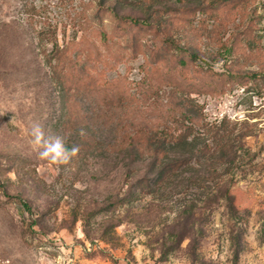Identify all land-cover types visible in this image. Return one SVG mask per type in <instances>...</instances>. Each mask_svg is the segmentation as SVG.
I'll use <instances>...</instances> for the list:
<instances>
[{
    "label": "rangeland",
    "instance_id": "rangeland-1",
    "mask_svg": "<svg viewBox=\"0 0 264 264\" xmlns=\"http://www.w3.org/2000/svg\"><path fill=\"white\" fill-rule=\"evenodd\" d=\"M140 1L0 0V254L13 264H264V59L236 61L226 71L231 76L204 74L196 65L183 75L216 81L219 91L192 94L204 108L201 142L213 137L210 126L227 130L233 163L206 172L203 184L188 187L193 171L184 172L163 192L119 202L139 178L154 175L150 159L131 161L129 136L143 142L139 132L161 118L175 126L180 109L167 66L152 69V82L159 78L163 88L140 95L147 48L157 38L139 31L144 46L126 48L121 36L139 28L125 31L129 24L116 14L150 21L161 15L198 62L220 71L230 66L221 44L253 33L251 2L163 0L148 10ZM254 7L264 45V0ZM47 22L60 43L74 35L80 41L76 62L58 68L62 85L39 43ZM81 22L87 42L86 31L76 30ZM96 114V137L109 151L92 157L89 115ZM36 125L44 139L61 136L69 149L76 146V155L67 163L42 157Z\"/></svg>",
    "mask_w": 264,
    "mask_h": 264
},
{
    "label": "trees",
    "instance_id": "trees-1",
    "mask_svg": "<svg viewBox=\"0 0 264 264\" xmlns=\"http://www.w3.org/2000/svg\"><path fill=\"white\" fill-rule=\"evenodd\" d=\"M162 1L163 0H141L140 4L150 10L151 7L158 3H164ZM178 1L183 3L185 0ZM221 1L225 3H231L233 1L239 3L251 2V30L253 31L249 37L245 35L239 39L238 36H234L231 40H229V38L221 44V51L219 53L224 57H228L230 60V62L224 63V65L230 64V68L227 66L228 69L225 71L216 70L206 62H198L200 57L196 52H190L189 47L186 48V46L181 44L180 38L176 39L172 34L167 32L168 26L170 24L172 25V23L170 22V24H168L165 22L161 15L159 18L150 21L149 19H140L133 16L118 17L119 15L116 14L115 19L123 20L122 22L124 25L129 24V26H126L127 28L125 31H129L133 26L139 28V30H135L132 33H124V36H121L126 48L136 49L144 46L141 41V32H150L153 35L155 33L154 38H157V40L154 39L152 47L147 48V55L151 56V59L149 65L147 59L145 62L146 64L143 66L148 68L144 76L139 80L140 95L144 96L152 88L153 91H159L163 88L162 80L156 84L159 79L156 78L155 83H153L151 76L155 68L160 65L167 66L170 76L169 78L166 77V79H169L168 83L172 85L174 92L178 96L177 104L180 109L179 114L173 116L172 123H175V126H172L167 118H161V124H157L156 127H150L148 130L139 132L143 142H134V137L131 135L129 136L130 144H125L124 149L128 152L131 161L143 158L150 159V165L154 170V175L152 177L143 176L139 178L133 188L130 189L119 202L121 201L122 203L126 200L134 203L142 198L143 195L163 192L178 178L182 177L184 172L193 171V176L189 178L190 183L187 184L188 187L189 185L203 184L208 180L206 172L208 173L207 175L216 173L220 166H223L225 163L226 165H230L234 162L233 159H231V151L234 149V143L231 141V137H229L231 134H229L227 130H221L219 125H217V129H215L214 126H210L208 129L214 131L213 137L209 141L201 142L203 137H201L198 126L201 120L204 119L202 115L204 108L203 105L196 101L192 94L194 92H208L210 91L208 88L209 86L213 87V91H219L217 89L218 85L215 83L216 81L209 82L203 78V82H200L198 78L194 76H183L193 65H196L199 71H203L204 74L211 73L219 78L221 76H231L230 72L226 71H231V67L236 61L250 60L253 62L254 60L258 61L264 59V45L262 44L263 35L255 32V25L261 17L257 12V8H253L254 3L258 0H215L213 2L214 6ZM211 2L212 1L209 3ZM200 11L202 12L204 9ZM84 23L85 22L79 23L76 30L86 31L85 34L81 35V39L87 42L88 27H84ZM90 29L91 27H89V44L91 41L90 32L92 31V29L91 31ZM197 29V27L193 28V30ZM240 34L242 36L245 32H241ZM101 35L102 39L108 38L106 32L101 31ZM38 38L45 62L53 68V77L62 85L64 72L61 73L58 68L64 71V68L61 67L62 64L65 65L73 61L76 62V54L74 53L75 51L77 52L76 49L80 45L78 36L74 35L68 41L60 43L58 41L56 25L47 22V24L38 31ZM236 42L243 47L239 45V48L234 50V44ZM49 44H51V48L48 47ZM71 50H74L73 54H70ZM220 59L222 60L223 57ZM251 75L258 76L259 74L254 73ZM181 76H183V78H180ZM143 104L145 103L143 102ZM99 121V116L97 114L89 115V153L91 152L92 157L100 156L109 151L104 141L96 137L98 128L100 127ZM203 124L207 125L208 123L203 122ZM196 164L199 165V168L196 167ZM194 173L197 174L194 175ZM205 187L209 188L208 185H205ZM224 195L226 199L231 200L229 188L225 189ZM110 259L114 261L115 258L111 256Z\"/></svg>",
    "mask_w": 264,
    "mask_h": 264
},
{
    "label": "clouds",
    "instance_id": "clouds-1",
    "mask_svg": "<svg viewBox=\"0 0 264 264\" xmlns=\"http://www.w3.org/2000/svg\"><path fill=\"white\" fill-rule=\"evenodd\" d=\"M32 135L36 144L43 145V150L40 152V155L53 162L67 163L78 151L76 146L69 149L61 136L44 139V133L39 125L33 127Z\"/></svg>",
    "mask_w": 264,
    "mask_h": 264
},
{
    "label": "built area",
    "instance_id": "built-area-1",
    "mask_svg": "<svg viewBox=\"0 0 264 264\" xmlns=\"http://www.w3.org/2000/svg\"><path fill=\"white\" fill-rule=\"evenodd\" d=\"M0 264H13L11 259L0 254Z\"/></svg>",
    "mask_w": 264,
    "mask_h": 264
}]
</instances>
